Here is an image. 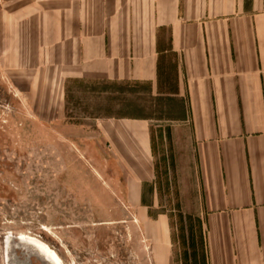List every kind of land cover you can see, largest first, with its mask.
<instances>
[{"label": "crops", "instance_id": "crops-1", "mask_svg": "<svg viewBox=\"0 0 264 264\" xmlns=\"http://www.w3.org/2000/svg\"><path fill=\"white\" fill-rule=\"evenodd\" d=\"M62 1L53 29L48 20L32 52L15 54L47 71L32 90L41 115L64 123L72 82L119 88L103 106L113 114L88 116L87 131L118 167L121 196L148 209L168 133L182 197L198 199L207 264H264V0ZM130 88L153 113L146 101L129 111ZM148 230L157 264H172L168 216Z\"/></svg>", "mask_w": 264, "mask_h": 264}, {"label": "rangeland", "instance_id": "rangeland-1", "mask_svg": "<svg viewBox=\"0 0 264 264\" xmlns=\"http://www.w3.org/2000/svg\"><path fill=\"white\" fill-rule=\"evenodd\" d=\"M62 4L0 0V264L3 240L17 235L44 243L62 264H157L159 246L148 228L161 214L169 220L172 264H207L198 199L182 197L183 175L170 156L168 133L155 148L157 196L144 201L148 209L121 196L118 167L88 140V116L113 114L103 106L113 108L119 88L72 82L64 123L41 115L43 99L32 90L47 71L30 69V56L25 68L15 54L32 52L33 32H47L48 20L52 30ZM123 92L129 111L149 99L136 89ZM147 105L153 113L154 103ZM13 246L17 261L46 264L36 254L27 257L25 246Z\"/></svg>", "mask_w": 264, "mask_h": 264}, {"label": "water", "instance_id": "water-1", "mask_svg": "<svg viewBox=\"0 0 264 264\" xmlns=\"http://www.w3.org/2000/svg\"><path fill=\"white\" fill-rule=\"evenodd\" d=\"M23 237H21V235H17L15 237L10 236L3 240L4 264H29L28 261H20V260L17 261L16 254H15V248L13 244H20V245L25 246V248L28 250L27 257H29L31 254H36L44 263L46 264L51 263V261H49L43 256L45 254L42 252V250L34 245L35 243H28L27 241H24V239H21ZM24 238H27V237H24Z\"/></svg>", "mask_w": 264, "mask_h": 264}, {"label": "bare ground", "instance_id": "bare-ground-1", "mask_svg": "<svg viewBox=\"0 0 264 264\" xmlns=\"http://www.w3.org/2000/svg\"><path fill=\"white\" fill-rule=\"evenodd\" d=\"M24 239V241H27L28 243H35L34 245L38 248H40L42 250V252L45 254L43 255L46 259H48L49 261H51L50 264H62L61 259L59 258V256L55 253V251H53L52 249H50L47 245H45L42 242H39L37 240H34L33 238H21ZM30 241V242H29Z\"/></svg>", "mask_w": 264, "mask_h": 264}]
</instances>
